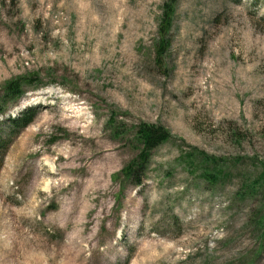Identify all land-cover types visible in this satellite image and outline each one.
<instances>
[{
    "label": "rangeland",
    "instance_id": "rangeland-1",
    "mask_svg": "<svg viewBox=\"0 0 264 264\" xmlns=\"http://www.w3.org/2000/svg\"><path fill=\"white\" fill-rule=\"evenodd\" d=\"M165 1L0 0V89L34 76L0 123L39 112L0 169V264H264V0H179L159 59ZM141 121L173 138L136 185Z\"/></svg>",
    "mask_w": 264,
    "mask_h": 264
},
{
    "label": "trees",
    "instance_id": "trees-1",
    "mask_svg": "<svg viewBox=\"0 0 264 264\" xmlns=\"http://www.w3.org/2000/svg\"><path fill=\"white\" fill-rule=\"evenodd\" d=\"M179 0H166L161 6V14L157 22L158 33L153 51L159 59H163L173 42V29L176 20V13ZM34 76H19L8 80L0 89V115L7 113L8 108L17 103L27 92L28 87H32ZM34 87V86H33ZM38 87V86H37ZM36 88V86L34 87ZM38 109L28 108L18 115L8 117L0 123L1 126L8 127L10 132L5 136L0 135V169L3 165L4 157L7 153L11 141L18 136L21 131L31 124L38 116ZM113 124V123H111ZM134 142L137 144V154L124 166L121 175L127 181L136 185H142L147 175V170L152 159L153 152L160 145L173 138L171 131L163 124L148 123L141 121L134 126ZM9 139V140H7ZM222 171L217 170V174ZM208 177L215 181V174L208 173ZM254 225L264 228V216L252 219Z\"/></svg>",
    "mask_w": 264,
    "mask_h": 264
},
{
    "label": "bare ground",
    "instance_id": "bare-ground-1",
    "mask_svg": "<svg viewBox=\"0 0 264 264\" xmlns=\"http://www.w3.org/2000/svg\"><path fill=\"white\" fill-rule=\"evenodd\" d=\"M76 106H77V105H76ZM77 108H79V107H77ZM67 118H70V117L68 116ZM77 118H78V117H77ZM77 118H76V120H77ZM78 119H79V118H78ZM74 121H75V120H74ZM74 123H76V122H74ZM74 126L76 127V124H75ZM82 126H83V125H82ZM81 128H82V127H81ZM83 128H84V127H83ZM72 129H73V128H72ZM75 129H76V128H75ZM82 130H84V129H82ZM89 130H90V129H89ZM89 130H88V131H89ZM79 134H80V132H79ZM85 135L87 136L88 134H85ZM93 135H94V134H93ZM82 136H83V135H82ZM88 136H89V135H88ZM98 153H100V150H98ZM83 156H84V154H82V152H80L79 154H78V153L76 154V157H83ZM38 164H39V163H38ZM41 166H42V165H39V167H37L38 170H39V172H41ZM42 168L45 169L44 166H43ZM52 172H54V171H52ZM52 172H48V171H47V173H49V174H51ZM58 183H59L58 186L62 185L61 182H58Z\"/></svg>",
    "mask_w": 264,
    "mask_h": 264
}]
</instances>
